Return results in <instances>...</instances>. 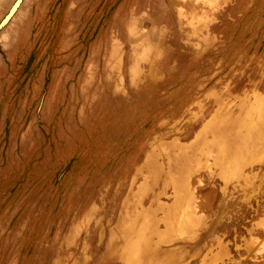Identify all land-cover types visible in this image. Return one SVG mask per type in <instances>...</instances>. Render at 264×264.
Returning <instances> with one entry per match:
<instances>
[{"label": "rangeland", "instance_id": "374dc122", "mask_svg": "<svg viewBox=\"0 0 264 264\" xmlns=\"http://www.w3.org/2000/svg\"><path fill=\"white\" fill-rule=\"evenodd\" d=\"M13 2L0 264H264V0Z\"/></svg>", "mask_w": 264, "mask_h": 264}, {"label": "bare ground", "instance_id": "6f19581e", "mask_svg": "<svg viewBox=\"0 0 264 264\" xmlns=\"http://www.w3.org/2000/svg\"><path fill=\"white\" fill-rule=\"evenodd\" d=\"M16 1H17V0H14V2H15V3L13 2L14 5L16 4ZM21 1H22V0H19V1L17 2V4L15 5V7H14L13 4L11 5V7L9 8V10H10V9L12 10V9H13L12 7H14V9H13L11 15L17 10V8H18V6L20 5ZM9 10H8V12H9ZM11 10H10V11H11ZM9 13H10V12H9Z\"/></svg>", "mask_w": 264, "mask_h": 264}, {"label": "water", "instance_id": "95a60500", "mask_svg": "<svg viewBox=\"0 0 264 264\" xmlns=\"http://www.w3.org/2000/svg\"><path fill=\"white\" fill-rule=\"evenodd\" d=\"M19 0L16 1V3L18 2ZM15 6V5H14Z\"/></svg>", "mask_w": 264, "mask_h": 264}]
</instances>
